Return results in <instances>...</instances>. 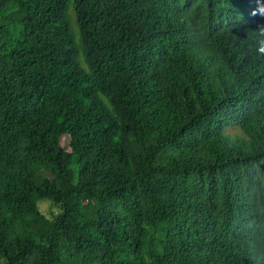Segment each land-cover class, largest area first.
I'll return each mask as SVG.
<instances>
[{
	"label": "trees",
	"instance_id": "trees-1",
	"mask_svg": "<svg viewBox=\"0 0 264 264\" xmlns=\"http://www.w3.org/2000/svg\"><path fill=\"white\" fill-rule=\"evenodd\" d=\"M263 249L264 0H0V264Z\"/></svg>",
	"mask_w": 264,
	"mask_h": 264
},
{
	"label": "rangeland",
	"instance_id": "rangeland-1",
	"mask_svg": "<svg viewBox=\"0 0 264 264\" xmlns=\"http://www.w3.org/2000/svg\"><path fill=\"white\" fill-rule=\"evenodd\" d=\"M66 142H67L66 139H64V140L62 141V143H63L64 146L67 145ZM39 206H40L41 211H42L45 215L50 216V212H49L50 203H49V202H47L46 200H41V201L39 202Z\"/></svg>",
	"mask_w": 264,
	"mask_h": 264
},
{
	"label": "clouds",
	"instance_id": "clouds-1",
	"mask_svg": "<svg viewBox=\"0 0 264 264\" xmlns=\"http://www.w3.org/2000/svg\"><path fill=\"white\" fill-rule=\"evenodd\" d=\"M258 245V243H256ZM262 260L264 261V249L262 250Z\"/></svg>",
	"mask_w": 264,
	"mask_h": 264
}]
</instances>
